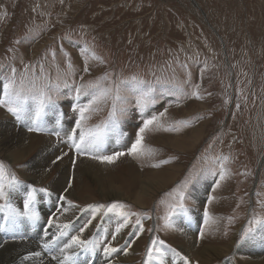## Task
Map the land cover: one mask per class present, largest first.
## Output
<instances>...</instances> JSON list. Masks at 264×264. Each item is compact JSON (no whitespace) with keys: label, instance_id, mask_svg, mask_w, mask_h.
<instances>
[{"label":"rangeland","instance_id":"1","mask_svg":"<svg viewBox=\"0 0 264 264\" xmlns=\"http://www.w3.org/2000/svg\"><path fill=\"white\" fill-rule=\"evenodd\" d=\"M106 74L107 79H102ZM133 76L145 85L132 82ZM10 80L17 86L23 81L25 87L35 81L53 101L45 107L41 120L45 131L41 132H29L30 120H18L0 107V135L12 140L4 128L6 123L25 134L16 143L0 142V162L22 182L10 192V202L23 211L29 185L45 188L51 195L36 193L37 221L20 217L23 221L18 218L12 231L2 225L0 248L4 243H33L42 254L39 264H59L63 259L59 249L72 236L80 235L84 240H104L120 251L106 256L103 244L95 252L73 247V251L67 250L72 259L65 264H75L80 255L87 258L89 253L103 255L112 264H144L152 238L159 237L191 264L205 263L198 257L192 260L184 251L186 246L191 250L193 245L201 249L232 244L227 255L212 254L206 264H258L254 255L264 256V228L258 227L254 238L239 242L244 229L252 227L249 221L254 216L264 219V0H0V101L6 98ZM90 83L113 91L117 86L121 89L124 99L117 102L119 127L106 138L110 141L111 133L123 129V149L119 151L127 153L145 118L167 109L161 118L163 127L153 126V131L145 134V149L156 151L151 157L137 159L125 154L114 164L103 165L90 155H78L71 147L68 137L74 129L79 133L75 128L79 111L74 109L92 99L86 94L94 91L87 87ZM149 85L154 103L142 115L140 90ZM194 91L200 99L192 95ZM29 107L34 111L35 101L30 100ZM95 107L98 111L89 114L86 127L110 119L111 98ZM179 121L188 123L180 125ZM168 126L180 130L165 131ZM30 140L35 151L29 153ZM10 152L26 157L15 162ZM108 152L103 148L93 154H113ZM164 160L170 162L152 167ZM83 165L114 176L113 184L122 198L105 200L81 172ZM169 167L177 168L174 180L154 191L144 205L136 204L134 194L143 186L144 175L167 173ZM222 170L226 176L220 181ZM62 174L71 187L57 193L52 183ZM186 181L190 186L187 193L192 194L184 201L187 214L169 208L166 202V210L160 209L165 215L159 220L155 211L159 198ZM217 181L220 186L208 194L206 182ZM62 195L66 200L59 199ZM207 197L214 199L209 203ZM67 200L78 207L70 208ZM114 202L127 205L124 211L128 213L139 214L144 231H139L137 216H130L129 225L113 241L112 234L123 218L101 211L92 220L94 210L87 206ZM175 203L171 197L169 204ZM205 209L212 217L208 224ZM76 212L79 215L72 218ZM4 216L0 213L3 223ZM49 219L71 225L68 237L62 236L67 242L58 243L61 236L55 224L49 227ZM90 220L93 227L99 220L102 228L96 224L97 231H88ZM28 221L29 227L20 228ZM85 225L88 227L81 233ZM164 260L183 261L172 252L163 258V264Z\"/></svg>","mask_w":264,"mask_h":264},{"label":"snow or ice","instance_id":"2","mask_svg":"<svg viewBox=\"0 0 264 264\" xmlns=\"http://www.w3.org/2000/svg\"><path fill=\"white\" fill-rule=\"evenodd\" d=\"M69 67H71V63H69ZM84 71H88L87 64L85 65ZM13 72H15V69H13ZM102 79H107V74ZM131 81L137 85H145V81L138 80L135 76L131 77ZM121 83L126 82L122 81ZM87 87L94 90L91 93H86L90 94L92 96V99L87 105L78 107V109H74L79 111V119L76 120L75 124V128L79 130V133L77 134L76 130L74 129L72 134L68 137V139L71 141V147L75 149L76 153L78 155H90L92 159L99 160L101 163L107 164H114L121 156H124L125 154L137 159L151 157L153 155V150L145 149L144 147L145 134L147 132L153 131V126H155L157 129L163 127V125L161 124V118L165 115L167 109H165V112L160 113L159 116L150 115L148 118H145L143 120V125L139 127V130L136 133L135 142L132 143L127 153L123 151H117L111 155L93 154L103 151V146L108 133L113 128L119 127V120L117 119V102L123 101L124 97H122L120 94L121 89L119 86L115 88V91H113V89L111 88L103 87L100 83H90ZM140 91L141 95L139 97L138 104L140 106L141 114L143 115L148 106L151 103H154V100L152 99L154 90L149 85L146 87V90ZM76 92L77 99H79L81 90L78 88L76 89ZM192 95L197 99L201 98L198 91H194ZM5 97V100L0 101V107H5L7 111L15 116L18 120H30L31 123L28 126L29 132L45 131L41 124L42 116L44 114L45 107L52 104L53 101L51 97L47 95L43 87L38 88L35 81H32L31 85L28 87H25L23 81H21V84L17 86L15 80H10L6 85ZM109 98H111L112 100V110L109 113V121L102 124H97L94 127H86V121L91 118L89 114L94 111H98V108L95 106L99 105L100 103L106 102ZM30 100L35 101L36 107L34 111L29 107ZM177 123L180 125H187L188 122L179 121ZM164 130L179 131L180 129L178 127L168 126L164 128ZM59 159H62V157H57V160ZM223 159L227 160V157H224ZM55 162L56 161H53V163ZM169 162L170 161L168 160H164L160 163L153 164L152 167L159 168L161 164H167ZM73 163H75V161H73ZM221 168L223 169V165H221ZM225 176L226 173L222 170L220 172V181L224 180ZM21 183L22 182L19 181L14 174H10L5 164L3 162H0V201H3V203H0V213H5L4 219L13 225H15L17 219L20 217L26 216L30 220H38L39 215L34 208L36 193L39 191L51 195V193H48V190L45 188L37 189L29 185L28 187L30 188V191H28L26 199L24 200L23 211H20L10 202V192L15 191L16 186ZM219 186L220 182L217 181L216 187ZM68 187H71V183H69ZM187 187L188 182L186 181L181 186L173 189L171 193L167 194L176 201L175 204H169V208L179 209L180 211H183L185 214H187V209L184 206L186 195L185 190L187 189ZM65 191H67V189ZM59 199L66 200V197L62 195L59 197ZM212 200L213 197H209V203H211ZM67 204L70 208L78 207L71 200H67ZM87 207L94 210L92 219H95L96 215L100 214L101 211H103L104 214L117 213L120 217L123 218V222L119 223L116 226L115 232L112 234L111 239L113 241L116 240L117 235L122 231V229L129 225L130 216H137L136 224L139 225V231H144V227L141 223L139 214L128 213L124 211V209L128 206L123 203L114 202L107 205H88ZM169 215H171V213H169ZM204 218L205 224H208L210 221H212V217L207 209H205L204 211ZM54 224L57 228L59 236L62 237L68 235V229L71 226L70 224L57 223L54 219L48 220L49 227H52ZM90 224L91 220L88 222V225ZM249 224L252 225V227H247L244 229L243 234L240 236V243H243L249 238H254V234L257 228H264V219L254 216L249 221ZM88 225L82 227L80 229V232L83 233ZM3 230L4 229L0 227V231ZM148 231H152V229H148ZM200 237L201 239L204 237L203 231L200 232ZM101 244L104 245L103 252L106 256H111L113 253H117L118 251H120V249L113 247L110 243H105L104 240H84L81 239L80 235H74L67 243L64 244L62 248L59 249L60 254L63 256V259L59 261V264H65L66 261H70L72 259V256L66 254L68 249L78 247L85 251L95 252L96 249L101 246ZM44 247L48 248V245L45 244ZM168 252H172L176 256L180 257V259L184 261V264H191L187 257L181 256L180 253L176 251V249L171 248L169 245H166L165 241L159 239V237L152 238L151 246L147 250V259L145 260L144 264H149V262L152 260H158L160 261V264H163V258L167 255ZM32 255L38 257L40 256V253L37 252L33 253ZM25 259H27V257H25ZM53 259H57V257L53 256Z\"/></svg>","mask_w":264,"mask_h":264},{"label":"bare ground","instance_id":"3","mask_svg":"<svg viewBox=\"0 0 264 264\" xmlns=\"http://www.w3.org/2000/svg\"><path fill=\"white\" fill-rule=\"evenodd\" d=\"M121 122V121H120ZM123 123V122H122ZM5 126V130L7 131L6 133H11L12 134V140L8 137H2L0 135V142H10V143H16L17 141H15L16 139L21 138L22 136H24V133H21L19 131H17L16 129H14L13 127H11L8 123L4 124ZM19 128V127H18ZM6 133H2V134H6ZM177 142V141H176ZM32 141H29V145L27 148V151L30 153L31 151H35L33 150L34 147L32 145ZM31 144V145H30ZM54 145V144H53ZM50 148V147H49ZM38 149V148H37ZM53 149V148H52ZM61 150V149H60ZM59 150V151H60ZM8 151V150H6ZM55 153V152H53ZM15 153L10 152V155L16 159V161H20L22 160L23 156L21 155V153L17 154L16 156L14 155ZM13 160V159H12ZM58 166V165H57ZM59 168V167H58ZM83 170L81 171L82 173L86 174L87 177L89 178L90 181V185L91 186H96L99 191L98 193L105 199V200H112V199H121L122 197H120L121 195L119 194L116 186L113 184V181L115 178L114 176H112L109 173H104L103 170L101 168L98 167H93V166H86L83 165L82 166ZM167 169V168H166ZM52 170V169H51ZM152 171V170H151ZM44 172V171H43ZM157 173V172H154ZM159 175H155L153 177H149L148 175H144L146 178L144 179V184L141 188L137 189L135 194H134V202L138 205H144L145 200L148 199L149 197H151V194L154 193V191L159 190L163 187H165L168 182L170 180H174L176 174H177V168L175 167H169L168 168V172L167 173H158ZM41 175V174H40ZM64 178L65 175L62 174L61 177H59L56 182H53L52 184L53 189L55 190V192L57 191V193H62L64 190L67 189L66 182H64ZM35 180H38V178L35 177ZM34 180V181H35ZM154 182H157L156 185H154ZM206 187V186H205ZM75 188V186H74ZM17 190V189H16ZM69 190V189H67ZM74 191V189L69 193V196H72V192ZM19 192V190H18ZM157 192V191H156ZM27 193V192H26ZM24 194V193H23ZM25 195V194H24ZM11 197V196H10ZM14 200L16 198V196L12 197ZM18 199V198H17ZM13 200V201H14ZM20 200V199H19ZM123 200V199H122ZM43 201V200H41ZM20 204V203H19ZM62 205V204H61ZM14 206V205H13ZM44 206V205H43ZM17 207V205H16ZM55 208V207H54ZM19 209V208H18ZM51 209V208H50ZM22 210V209H21ZM86 211V210H85ZM87 211H89L87 209ZM50 212V211H49ZM56 212V211H55ZM51 213V212H50ZM75 213V212H74ZM79 212H76V214L72 217H76ZM85 213V212H84ZM54 215V214H53ZM64 215V214H63ZM68 215V214H67ZM49 216V215H48ZM92 216V215H91ZM51 217V216H50ZM89 217V216H88ZM97 217V216H96ZM21 219V218H20ZM118 219V218H117ZM121 219V218H120ZM22 220V219H21ZM20 220V221H21ZM81 220V219H80ZM79 220V221H80ZM93 220V219H92ZM122 220V219H121ZM185 220V219H184ZM183 220V222H184ZM189 220V219H188ZM3 218H0V227H2V225H4V229L6 231H12L14 229V225L9 223L8 221L4 220V223L2 222ZM23 221V220H22ZM37 221V220H36ZM176 221V220H175ZM181 222V221H180ZM19 223V221L17 222ZM22 223V222H21ZM20 223V224H21ZM30 224V221H28L27 223H22L20 225V228H23L25 226L29 227L28 225ZM95 224V223H94ZM96 224L102 228V225L100 224V221L98 220L96 222ZM95 224V225H96ZM177 224V223H176ZM39 225V224H38ZM95 225L93 227V225H90L88 227V231L92 230L97 231V228H95ZM183 226V224H182ZM34 227V226H33ZM91 227L93 229H91ZM3 228V227H2ZM182 229V228H181ZM25 230V229H24ZM31 230V229H30ZM33 230V229H32ZM91 232V231H90ZM92 232V233H93ZM26 233V232H25ZM46 233H48V231H46ZM3 234V233H2ZM44 235V234H43ZM52 235V234H51ZM57 235V234H56ZM54 236V235H53ZM48 237V236H47ZM57 237V236H56ZM68 237V236H67ZM123 238V236H122ZM35 239V238H34ZM120 239V238H119ZM6 240V239H5ZM38 240V239H37ZM41 240V239H40ZM36 241V240H35ZM7 242V241H6ZM63 242H67V239H64L63 237H60L58 239V243L62 244ZM116 242V241H115ZM21 243V242H20ZM45 243V242H44ZM187 243V242H186ZM188 244V243H187ZM37 246V245H36ZM33 243H21L18 244V242L13 243V244H7L2 245V247L0 248V264H39V259L42 258V254L37 250L38 247H36ZM43 246V245H42ZM185 246V245H184ZM214 247L207 245V246H203L201 249H199L200 247H196V245L190 246L192 247V249L190 250L188 246H186L184 248L185 253L192 259L195 260L194 258L198 257V259H201L205 264L206 263H210L211 261V256L213 254V256H220L223 257L225 255H227L231 249H232V244H225V245H213ZM256 246V245H255ZM40 247V246H39ZM188 247V248H187ZM53 248V247H52ZM41 249V248H40ZM54 249V248H53ZM76 249V248H75ZM247 249H250L247 248ZM257 249V248H256ZM259 249V248H258ZM261 249V247H260ZM264 250V247L262 248ZM50 250V249H49ZM55 250V249H54ZM58 250V249H57ZM53 251V250H52ZM71 251V250H69ZM73 251V249H72ZM40 253V256H34L31 255L29 256V254H33V253ZM78 254L79 250H77ZM86 252V251H85ZM209 252H212L209 254ZM257 252V251H256ZM255 252V253H256ZM264 252V251H263ZM52 253V252H51ZM55 253V252H54ZM53 253V254H54ZM68 253V252H67ZM66 253V254H67ZM263 254V253H262ZM56 255V253H55ZM76 255V254H75ZM59 256V254L57 255ZM79 256V255H78ZM77 256V257H78ZM25 257H27V259H25ZM254 257L258 258L255 261L259 262L258 264H264V256L263 255H259V253H257L256 255H254ZM45 258V257H44ZM51 258V257H50ZM53 258V257H52ZM80 259L76 261L75 264H112L113 262L107 258H103V255H101L98 253H89L87 255V258L82 257L80 255L79 257ZM85 258V259H84ZM168 259V258H167ZM38 260V261H36ZM166 260V259H165ZM164 260V264H184L180 261H169L168 263H165ZM49 261V259L47 260ZM233 261V260H232ZM57 262V260H56ZM69 262V261H68ZM46 263V262H45ZM251 263V262H250ZM248 263V264H250ZM46 264H51V263H46ZM58 264V263H57ZM150 264H156L151 262ZM237 264V263H236ZM253 264V263H251ZM255 264V263H254Z\"/></svg>","mask_w":264,"mask_h":264},{"label":"crops","instance_id":"4","mask_svg":"<svg viewBox=\"0 0 264 264\" xmlns=\"http://www.w3.org/2000/svg\"><path fill=\"white\" fill-rule=\"evenodd\" d=\"M4 128H5V126H4ZM208 168V170H211L212 169V167H207ZM215 168V167H214ZM214 187V185H211L210 187H209V189H208V194H211V193H213V192H215V188H213Z\"/></svg>","mask_w":264,"mask_h":264}]
</instances>
